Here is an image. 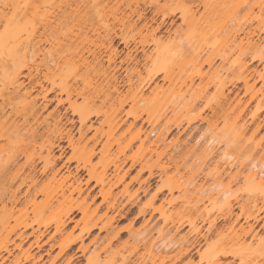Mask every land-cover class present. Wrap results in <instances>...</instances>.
I'll return each instance as SVG.
<instances>
[{
    "label": "rangeland",
    "instance_id": "1",
    "mask_svg": "<svg viewBox=\"0 0 264 264\" xmlns=\"http://www.w3.org/2000/svg\"><path fill=\"white\" fill-rule=\"evenodd\" d=\"M165 1L160 5L175 6ZM199 1L197 7L178 9L187 23L176 18L172 29L156 34L117 29L128 41L127 46L114 43L117 76L132 80L117 96L109 94L106 78L91 57L92 51L105 60L112 56L104 44L109 29H101L98 19H110L116 7L78 0V29H65L78 33V65L48 71L51 81L59 82L65 72L78 80V122L66 103H57L55 92L45 101L35 97L32 111L38 109L32 117L29 105L12 92L21 81L16 91L29 90L30 78L20 76L11 85L0 73V158L19 150L17 165L0 171V264L264 263L256 250V239L264 240V213L254 225L258 235L253 238L245 233L247 223H253L247 217L253 208L243 211L240 206L249 197L264 209V186L252 189L242 178L252 164L264 170V80L249 78L250 84L256 81L247 91L238 64L244 59L249 69L264 74V7L248 10L247 0L193 2ZM16 4L0 0V42L14 25ZM29 17L19 27L30 26ZM237 24L244 29L236 43L245 31L252 32V42L258 44L253 53L242 54L235 44L226 47L225 31ZM143 49L153 57L146 65ZM128 53L132 58L137 54L140 75L134 73ZM41 70L47 71L43 66ZM152 73L156 77L149 80ZM56 114H61L64 129L71 127L78 137V149H68L48 164L38 157L46 153V124ZM79 115L88 116L82 126ZM35 129L42 135L31 137ZM210 138L217 157L206 154ZM241 167L242 176L233 180ZM219 168L220 176L214 174ZM14 174L19 177L11 180ZM28 174L37 186L25 196L26 186L15 188ZM213 179L230 192L231 210L222 198L197 192ZM71 184L78 192L71 191ZM71 206L81 211L68 220L64 212ZM70 241L74 243L64 249Z\"/></svg>",
    "mask_w": 264,
    "mask_h": 264
},
{
    "label": "bare ground",
    "instance_id": "2",
    "mask_svg": "<svg viewBox=\"0 0 264 264\" xmlns=\"http://www.w3.org/2000/svg\"><path fill=\"white\" fill-rule=\"evenodd\" d=\"M21 1L23 2L22 5L19 3ZM96 1H104L106 4L112 3L116 7V12L111 14V17H109L110 19L105 16H100L101 19H98V21H102V24L99 26L101 29H109L104 36V44L107 49L111 50L112 56H107L105 60L102 53L92 51L91 57L95 62L94 67H97L98 71H100V73L106 78V86L109 90V94H116L117 96L121 93L120 88L123 84L126 83V85H128L132 83L130 78L124 81L120 80V77L118 78L117 76L119 74L117 73L119 65L115 64L114 57L118 54V51L117 47L114 46V43L118 42L123 43L125 46L128 45V41H126L123 33L117 29H150L152 34H156L160 32L161 29H172L173 25L176 23V18L181 19L183 23H187L184 16L178 12L181 7H197L202 3V1H199L197 4H194L195 2L193 1L195 0H166L165 2L167 3H175L174 7H167V4L160 5V0H128L127 2H125L126 0ZM122 3H124L125 6L120 8ZM245 6L248 10H252L255 7L261 10L264 7V2L263 0H247ZM27 15L30 16V26L27 28L19 27V21ZM1 16L2 14L0 12V17ZM13 23L14 25L10 29H6V32L0 42V73L11 85L17 83L20 76H26L27 78H30V88L23 93L16 91V89H20L23 86V82L21 81L18 82L16 86H13L12 92L16 93L17 96L21 98L20 102H25L24 105H29L28 109L31 111L30 114L32 117L37 114L38 109L37 108L35 109L36 111H32L35 106V97L41 96L45 101V99H48V94L55 92V99L57 100V103H66L67 108H70L72 113L77 115L78 122V80H76L74 76H69L71 72H65L60 75L59 82L51 81L48 77V71L52 66L57 67L58 69L66 68V70H68L69 67L78 65V33H74L72 30L71 32L69 31L71 34L69 32L67 33L69 29H78V0H17V4L15 6V20H13ZM90 26L92 25L88 24V27ZM65 29L68 30L66 31ZM90 29H92V27ZM232 29L233 30L227 29L225 31L224 37L226 47L229 48L232 44H235V49H241L242 54L253 53L258 48V44L256 42H252V32L245 31L243 33L244 37L242 38L246 41L243 43V39L241 38L239 43H236V37L239 36L240 31L244 28L237 24V26ZM158 41L159 39L154 40V43L156 44ZM40 42L44 44L46 43L48 46H42L39 44ZM142 51V58L144 61L142 65H146V61L151 60L153 57L151 56L152 54H147L144 49ZM38 55L41 56L39 61L35 58V56ZM136 55L132 58L133 55L131 56L128 53V56H126L129 58L128 60H131L132 62L134 61L135 72H133L140 75L141 72L137 69L139 60L136 59ZM31 61H33V64L29 63ZM104 62L107 64L105 65ZM238 64L242 74H244L243 82L247 87V91L253 90L254 83L256 81L254 79L253 83L250 84L249 78H254L256 76L257 78L259 77L264 80V74L260 73L256 68L249 69L247 62L244 59L239 58ZM42 66L47 70L46 72H42ZM24 70H27V73L23 74ZM32 72L34 73L32 74ZM155 77L156 73L149 74V80ZM37 88L38 91L36 96L28 100L31 92ZM252 96H254V93ZM43 104H47V102H43ZM45 106L46 105H44V107ZM23 108L25 107L23 106ZM49 115L52 116L51 113H49L48 116ZM60 115L61 114H56L54 122L51 125L49 123L46 124V128H49L50 130L46 140L47 143L43 145L46 153L38 158L43 159L48 164H55L56 160H59L66 155L68 149L72 151L78 149V137L75 138L71 127L64 129L61 118L62 116L60 117ZM43 118L44 120L47 119L45 116ZM87 118L88 116L86 115H79L80 126L85 124ZM154 133L155 129H152L149 132V135L153 136ZM33 134H38V130L35 129L31 133V137H33ZM38 135L41 136L42 133ZM212 139L210 138L208 143L204 146L205 151L208 156L212 157L215 155L217 157L219 155L215 154L216 146L212 144V142L214 143ZM55 150L58 151L57 155L54 153ZM18 151L19 150L16 149L15 151H12L11 154L7 155L6 158H0L1 172H7L17 165ZM220 158L221 157L218 159ZM70 159L71 157H66V161H69ZM31 160L32 159H28L27 161L29 165H31ZM243 167H241L239 171L237 170L238 173L231 176L233 180L238 178L239 174H243ZM17 168L20 169L21 166ZM215 171L218 172V175H221V173H219L221 171L220 168L218 171L214 169V174L216 173ZM217 174L215 178L218 179ZM17 177H19L18 174H14L11 180H14ZM242 178L247 186L252 189L264 186V170L256 164H252L248 168L246 175L244 174ZM214 181L208 185H202V187L199 186V188H197V192L202 196L205 195L210 197V195H216L217 198H222L225 202L224 205L231 210L230 200L228 199L230 192L225 189L226 186L223 187L224 185H221V181H219V183L217 181H215V183ZM8 186L13 187V184L9 183ZM22 186H26L24 195L29 196L32 189L37 186V182L31 175L28 174L20 178V182L15 189L20 190ZM70 187L73 188L71 191L78 192V186L73 187L71 184ZM240 206L243 211L245 210V207L248 209L250 207L253 208L252 213L247 216L253 220V223H247L245 233H253L252 237L256 238L258 231H255L254 225H256L255 223L260 220L261 213H264V209L261 206H257L256 201L253 200V198L250 199L249 197L246 201L241 203ZM78 211H81V208L78 206L68 207L67 210L65 209L64 217L69 220L71 218H69V216ZM24 226H27V224ZM92 228L93 227H90L87 232H89ZM256 240L258 241L256 250L259 252V256L264 259V249H262L264 240L258 238ZM73 241H70L64 249L73 244Z\"/></svg>",
    "mask_w": 264,
    "mask_h": 264
}]
</instances>
